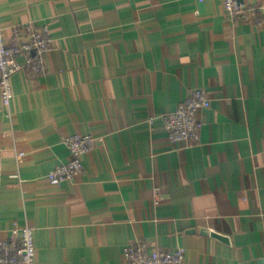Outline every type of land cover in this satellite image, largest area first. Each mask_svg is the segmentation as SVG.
Here are the masks:
<instances>
[{
	"label": "crops",
	"instance_id": "crops-1",
	"mask_svg": "<svg viewBox=\"0 0 264 264\" xmlns=\"http://www.w3.org/2000/svg\"><path fill=\"white\" fill-rule=\"evenodd\" d=\"M262 17L232 20L222 0H0L7 36L29 20L53 35L45 70L0 97V237L32 225L36 264H129L135 240L185 264H264ZM196 87L199 136L172 142L148 118ZM74 133L96 145L54 184Z\"/></svg>",
	"mask_w": 264,
	"mask_h": 264
},
{
	"label": "built area",
	"instance_id": "built-area-1",
	"mask_svg": "<svg viewBox=\"0 0 264 264\" xmlns=\"http://www.w3.org/2000/svg\"><path fill=\"white\" fill-rule=\"evenodd\" d=\"M222 3L232 20L250 19L257 23L263 20L264 5L259 2L222 0ZM52 42L53 35L47 22H15L11 26V35L7 36L0 19V97L6 107L10 106L13 96L12 74L18 71H44L45 54ZM210 103L206 90L196 87L188 92L183 101L177 103L174 110L160 116H150L148 122L160 117L172 142L193 141L198 138L201 127L197 113L208 108ZM63 141L70 157L47 173L48 179L54 184L82 172L86 154L96 145V138L84 133L66 135ZM17 155L20 162L23 152ZM154 190L157 202L159 189L156 187ZM36 254L34 227L30 224H15L8 236L0 237V264H36ZM123 255L129 264H185V250L182 247L149 251L141 240L128 242L123 247Z\"/></svg>",
	"mask_w": 264,
	"mask_h": 264
},
{
	"label": "water",
	"instance_id": "water-1",
	"mask_svg": "<svg viewBox=\"0 0 264 264\" xmlns=\"http://www.w3.org/2000/svg\"><path fill=\"white\" fill-rule=\"evenodd\" d=\"M205 233H210L211 235H214V236H217V237H219V238H221V239H223V240H228V238H227V236H224V235H222V234H219V233H217V232H210V231H208V230H203Z\"/></svg>",
	"mask_w": 264,
	"mask_h": 264
}]
</instances>
